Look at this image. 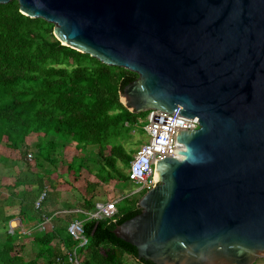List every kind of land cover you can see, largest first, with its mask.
Masks as SVG:
<instances>
[{
	"label": "water",
	"instance_id": "1",
	"mask_svg": "<svg viewBox=\"0 0 264 264\" xmlns=\"http://www.w3.org/2000/svg\"><path fill=\"white\" fill-rule=\"evenodd\" d=\"M15 1L61 45L135 73L128 111L194 129L113 230L137 261L264 259V0Z\"/></svg>",
	"mask_w": 264,
	"mask_h": 264
},
{
	"label": "trees",
	"instance_id": "2",
	"mask_svg": "<svg viewBox=\"0 0 264 264\" xmlns=\"http://www.w3.org/2000/svg\"><path fill=\"white\" fill-rule=\"evenodd\" d=\"M53 28L43 19L22 15L15 0L0 4V159L2 145L25 156V138L35 134L39 141L35 165L54 164L57 143L48 138L52 136L63 143L72 142L76 154L97 146L98 157L91 161L95 169L84 158L81 162L85 165H79L77 173L85 168L91 175L95 170L101 182H128L126 169L132 148L127 149L122 140L130 136L143 113L128 111L119 101V91L137 75L61 45ZM43 178L38 175L35 181L37 192L44 185ZM22 182L16 179L13 187ZM37 192L29 194L31 198L21 196L20 215L30 209ZM136 202L129 199L127 208L118 209L113 219L85 220L88 242L79 249L84 254L82 264H127L126 257L137 261L136 248L113 233L117 225L140 212ZM87 208L93 207L87 203ZM33 217L40 220L39 213ZM54 238L60 239L66 252L77 244L66 227L22 238L7 233L0 241V264H55L57 259L58 264H66V252L51 245ZM29 243L36 245L37 251L27 262L23 249Z\"/></svg>",
	"mask_w": 264,
	"mask_h": 264
},
{
	"label": "crops",
	"instance_id": "3",
	"mask_svg": "<svg viewBox=\"0 0 264 264\" xmlns=\"http://www.w3.org/2000/svg\"><path fill=\"white\" fill-rule=\"evenodd\" d=\"M48 138L57 143L53 156L54 164L43 162L40 166L35 165L34 157L38 152L37 144L39 143L35 134H30L25 138V145L22 148L23 151L24 149L27 150H25V156L20 150H13L2 145L1 152H6L2 154L0 159V241H4L7 233H15L22 238L34 236L38 232L45 233L54 229H63L72 220L85 221V212L94 211L97 203L114 199L115 194L111 190L114 183L99 181L94 175L88 174L85 168H80L78 173V168L68 170V166L73 160L85 158L88 147L84 153L76 154L72 142L63 143L52 136H48ZM28 153L32 154L30 161L26 159ZM82 170L86 172V177L82 175ZM38 175L44 177V185L37 192L35 181ZM16 179L25 182L14 188L13 184ZM45 188L47 189V196L42 206L37 209L35 201L39 193ZM35 192H37V196H35L33 204L30 205V209H26L20 215L19 202L21 196L24 194V196L30 197L29 194ZM87 203L93 208L88 209ZM75 209L84 212H73ZM64 210L70 212L62 213ZM38 213L40 220L33 217V215L37 216ZM43 216L50 220L46 229L39 231L37 224L41 222ZM51 245L57 250L66 252L60 244L59 238H54ZM25 250H28V253ZM36 251V245L27 244L23 249L25 261L32 260ZM41 261L43 260L41 259ZM55 264L58 263L55 262Z\"/></svg>",
	"mask_w": 264,
	"mask_h": 264
},
{
	"label": "built area",
	"instance_id": "4",
	"mask_svg": "<svg viewBox=\"0 0 264 264\" xmlns=\"http://www.w3.org/2000/svg\"><path fill=\"white\" fill-rule=\"evenodd\" d=\"M129 127V124H126ZM134 128L140 129L147 135V140L143 142L138 151L133 153L127 168L128 182L133 189L127 194L129 196L140 195L150 190L154 182V163L164 157H178L177 150L180 148L175 141V136L180 130H194L184 124H181L171 118L145 116L139 119ZM27 160H32V154L28 153ZM47 196V189H43L35 201V207L39 209ZM125 197H117L104 203H97L94 211L85 212L86 220L95 219H113L118 214L117 204ZM138 198V199H139ZM70 211H62L66 213ZM73 212H84L75 209ZM49 218L43 216L40 223L37 224V230L44 231L49 223ZM83 220H72L66 226L68 235L77 243L66 252L67 264H82L84 254L79 253V249L87 245V238L84 235ZM84 253V251H83ZM59 262V259H57Z\"/></svg>",
	"mask_w": 264,
	"mask_h": 264
},
{
	"label": "rangeland",
	"instance_id": "5",
	"mask_svg": "<svg viewBox=\"0 0 264 264\" xmlns=\"http://www.w3.org/2000/svg\"><path fill=\"white\" fill-rule=\"evenodd\" d=\"M144 119L145 116H142ZM129 137L126 138L125 140L123 139L122 140V143L123 145L129 149V148H132V153H135L138 151L140 145L145 142L147 140V135L144 134V133H141L139 131V129L137 128H134L132 129L130 132H129ZM25 150V149H24ZM27 151V150H26ZM97 151H98V148L97 146H91V147H88L87 151L85 152V158L88 160V164L90 167H92V169H95L91 163L93 157H98L97 156ZM6 152V151H5ZM5 152H2L5 153ZM79 154V153H78ZM26 159H27V156H26ZM29 161V160H28ZM70 166H73L74 169L76 168H79V165H85L81 162V159L79 158H76L75 160H73V162L71 164H69ZM32 167V166H30ZM92 175H94L95 173V170H92ZM126 172H127V169H126ZM82 175L83 176H87L86 175V172L84 170H82ZM95 176V175H94ZM107 189V188H106ZM133 189V186L131 185L130 182H118V183H114L112 185V189L114 191V199L117 198V197H125L127 196V194ZM119 195V196H117ZM117 196V197H116ZM141 196V195H140ZM139 197H136V196H129L127 197V200H122L121 202H119L117 204V208L119 210H122V209H126L127 208V201L130 199V200H138ZM101 200L102 197H101ZM25 252L28 253V250H25ZM139 261H135L133 259H130L128 257H126V263L127 264H139L138 263ZM253 264H264V259L260 258V259H256L255 262Z\"/></svg>",
	"mask_w": 264,
	"mask_h": 264
},
{
	"label": "bare ground",
	"instance_id": "6",
	"mask_svg": "<svg viewBox=\"0 0 264 264\" xmlns=\"http://www.w3.org/2000/svg\"><path fill=\"white\" fill-rule=\"evenodd\" d=\"M157 174H155V177H156Z\"/></svg>",
	"mask_w": 264,
	"mask_h": 264
}]
</instances>
